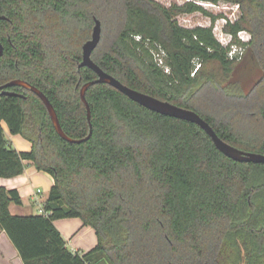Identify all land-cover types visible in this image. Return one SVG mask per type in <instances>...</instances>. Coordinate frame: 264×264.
Returning <instances> with one entry per match:
<instances>
[{
	"label": "trees",
	"instance_id": "16d2710c",
	"mask_svg": "<svg viewBox=\"0 0 264 264\" xmlns=\"http://www.w3.org/2000/svg\"><path fill=\"white\" fill-rule=\"evenodd\" d=\"M220 1L0 0L7 16L0 18V85L19 78L44 91L71 137L92 129L89 139L69 142L36 93L14 86L23 96L0 95V177L18 176L32 161L54 178L40 214H13L10 204H21V195L0 186V232L25 264H264V163L231 159L198 124L152 111L107 83L86 92L91 121L81 98L83 84L97 78L80 62L99 17L109 32L92 57L105 71L197 111L227 142L264 153V99L248 109L260 125L255 132L196 106L199 90L242 97L240 87L259 72L251 88L264 89V0H224L242 8L224 26L233 37L227 46L214 33L219 17L199 3ZM194 12L213 24L179 23L180 14ZM242 30L253 38L239 40ZM239 44L251 45L242 59L230 55ZM3 122L32 149L17 150ZM72 217L96 230L98 244L89 251L71 250L55 224Z\"/></svg>",
	"mask_w": 264,
	"mask_h": 264
},
{
	"label": "water",
	"instance_id": "95a60500",
	"mask_svg": "<svg viewBox=\"0 0 264 264\" xmlns=\"http://www.w3.org/2000/svg\"><path fill=\"white\" fill-rule=\"evenodd\" d=\"M0 18H6V17L4 15H0ZM101 38H102V22L100 19L95 18V25L93 27L91 38L88 39L83 44V55H82V60L80 62V66H88L91 69H93L97 74L96 79L84 83L81 88V98L86 105L89 121H91V108L86 97V92L88 88L93 84L107 83L117 88L124 94H126L132 100L136 101L137 103L141 104L142 106L152 111L164 115L184 119L198 124L209 134V136L212 138L213 142L215 143L216 147L223 154L230 157L231 159L240 162L264 163V153L243 150L227 142L217 133L215 128L197 111L190 108L179 106L168 100H163L151 94L134 89L124 84L114 75L105 71L99 64L95 62V60L92 57V53L98 47ZM3 51H4V46L0 41V56L3 54ZM10 86H22L36 93L46 105L55 129L67 141L72 143H80L90 138L92 134V129L90 130V133L83 138H74L69 136L62 128L58 113L54 105L52 104L51 100L46 95V93H44V91L39 89L37 86L23 79H13L7 82L6 84L0 86V89H3L0 92V94L23 96L22 94H19L17 92H12L6 89L7 87Z\"/></svg>",
	"mask_w": 264,
	"mask_h": 264
},
{
	"label": "rangeland",
	"instance_id": "374dc122",
	"mask_svg": "<svg viewBox=\"0 0 264 264\" xmlns=\"http://www.w3.org/2000/svg\"><path fill=\"white\" fill-rule=\"evenodd\" d=\"M156 1H158L163 5L171 6L174 3L183 4L189 0H156ZM199 3H201L203 7L206 8L208 11L219 17L214 24V33L216 37L221 41V43L227 46L233 37L231 34L224 31V26L228 21L234 22L238 20L242 16V8L239 6L238 3L234 1L222 0L217 4L211 2H199ZM97 18L100 19L99 17ZM177 19L179 23L185 27L211 26L213 24L212 18L208 15L203 14L202 12L180 14L177 17ZM108 32H109L108 26L105 23H102L103 45L105 44L104 37L108 34ZM252 38H253V33L250 32L249 30H242L238 33V39L241 40L242 42L249 41ZM238 46L239 48L237 47L233 48L231 45L232 50L235 49V52L231 51L232 53H230V55H233L235 53V55L238 54L240 56L239 59L240 58L242 59V57L244 58L245 55L251 51L250 50L251 45L239 44ZM154 51L156 55H158V51L156 49H154ZM256 76L258 78L255 77L253 79L254 82L252 81L253 82L252 84L247 83L240 87L241 92L238 89L235 90L237 92L239 91L242 97L237 94L234 96L228 94L226 95V91L221 89L215 92H208L207 90H203L202 91L203 93L201 92V90H199V93L196 94L197 95L196 97H198V99L200 97L201 98L199 100L196 99L197 101L196 106L199 107L200 105H203L205 108L209 109L207 110V113L214 115L219 120L233 123L235 127L237 126V129H241L242 131H244L245 129L251 132L254 129L255 132L256 129L258 128L260 129V125L259 122H257L256 124L252 116L248 114L250 113L248 109H250L249 107L251 106V104L255 105L258 99L260 98H262V100L264 99V89L259 91L254 87L251 88V86L255 84L256 82L255 80L261 78L263 76V73L259 72ZM206 88L210 90L208 86ZM254 110H256L255 106L252 108V110L250 109V111H254ZM242 149L247 150L248 148L242 147ZM39 186H41L42 189L46 188V185L44 183L40 184Z\"/></svg>",
	"mask_w": 264,
	"mask_h": 264
},
{
	"label": "crops",
	"instance_id": "0c3cea01",
	"mask_svg": "<svg viewBox=\"0 0 264 264\" xmlns=\"http://www.w3.org/2000/svg\"><path fill=\"white\" fill-rule=\"evenodd\" d=\"M3 126L6 137L17 150L30 151L32 149V143L29 140L21 134H12L6 122H3ZM43 183L46 185L44 189L39 186ZM53 184V176L39 170L32 161L27 162L25 171L22 174L9 178L0 177V186L8 189L16 188L21 195V204L14 202L10 204L11 212L18 215L40 214V206L35 199V194L38 189H42L43 198L46 200ZM55 224L62 232L67 241V246L71 250L86 252L98 244L96 230L92 226L84 224L79 217L57 219ZM0 264H25L18 249L4 230L0 232ZM95 264L108 263L101 260Z\"/></svg>",
	"mask_w": 264,
	"mask_h": 264
},
{
	"label": "built area",
	"instance_id": "2783aa9c",
	"mask_svg": "<svg viewBox=\"0 0 264 264\" xmlns=\"http://www.w3.org/2000/svg\"><path fill=\"white\" fill-rule=\"evenodd\" d=\"M137 38L140 39V36H137ZM156 60H157V62H158V64L160 66H162V67L165 68V71L166 72H169L170 71V67L165 64V60L163 59L162 56L157 55ZM42 192L43 191L41 189H38L37 192H36V194H35V199H36L37 203L40 206V208H39L40 209V212L41 213H44L45 212V210H44V202H45V200L43 198Z\"/></svg>",
	"mask_w": 264,
	"mask_h": 264
},
{
	"label": "flooded vegetation",
	"instance_id": "af4514ba",
	"mask_svg": "<svg viewBox=\"0 0 264 264\" xmlns=\"http://www.w3.org/2000/svg\"><path fill=\"white\" fill-rule=\"evenodd\" d=\"M0 15H2V14H0ZM6 18H7V16L6 15H4ZM3 19H5V18H3ZM3 53H4V51H3ZM15 79H19V78H15ZM11 80H13V79H11ZM11 80H9V81H11ZM9 81H7V82H9ZM6 82V83H7ZM6 83H4V84H6ZM4 84H2V85H4ZM2 85H0V86H2ZM10 87H14V86H10ZM10 87H7L6 89L7 90H9V91H12V92H15V91H13V90H10ZM22 87V86H21ZM23 88H25V87H23ZM26 90H29V89H27V88H25ZM3 89H0V92L2 91ZM31 91V90H30ZM0 95H3V94H0ZM7 95V94H6Z\"/></svg>",
	"mask_w": 264,
	"mask_h": 264
},
{
	"label": "clouds",
	"instance_id": "9594fccd",
	"mask_svg": "<svg viewBox=\"0 0 264 264\" xmlns=\"http://www.w3.org/2000/svg\"><path fill=\"white\" fill-rule=\"evenodd\" d=\"M233 51L235 52V49Z\"/></svg>",
	"mask_w": 264,
	"mask_h": 264
}]
</instances>
